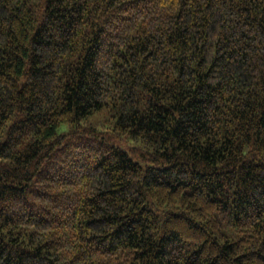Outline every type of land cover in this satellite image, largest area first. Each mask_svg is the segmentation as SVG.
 Returning <instances> with one entry per match:
<instances>
[{"label": "trees", "instance_id": "trees-1", "mask_svg": "<svg viewBox=\"0 0 264 264\" xmlns=\"http://www.w3.org/2000/svg\"><path fill=\"white\" fill-rule=\"evenodd\" d=\"M0 264H264V0H0Z\"/></svg>", "mask_w": 264, "mask_h": 264}, {"label": "rangeland", "instance_id": "rangeland-1", "mask_svg": "<svg viewBox=\"0 0 264 264\" xmlns=\"http://www.w3.org/2000/svg\"><path fill=\"white\" fill-rule=\"evenodd\" d=\"M65 129H66V127H63V128H62V131H65Z\"/></svg>", "mask_w": 264, "mask_h": 264}]
</instances>
